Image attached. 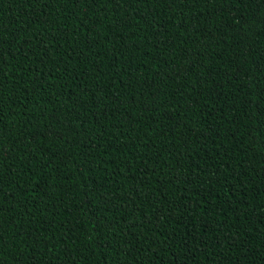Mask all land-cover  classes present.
Here are the masks:
<instances>
[{"label": "trees", "instance_id": "trees-1", "mask_svg": "<svg viewBox=\"0 0 264 264\" xmlns=\"http://www.w3.org/2000/svg\"><path fill=\"white\" fill-rule=\"evenodd\" d=\"M0 264H264V0H0Z\"/></svg>", "mask_w": 264, "mask_h": 264}]
</instances>
